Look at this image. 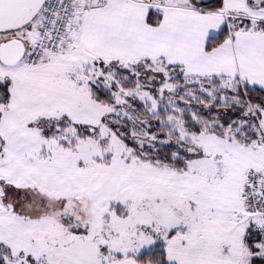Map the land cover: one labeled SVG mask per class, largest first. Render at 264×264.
<instances>
[{
    "label": "snow or ice",
    "instance_id": "1",
    "mask_svg": "<svg viewBox=\"0 0 264 264\" xmlns=\"http://www.w3.org/2000/svg\"><path fill=\"white\" fill-rule=\"evenodd\" d=\"M0 264H264V0H0Z\"/></svg>",
    "mask_w": 264,
    "mask_h": 264
}]
</instances>
